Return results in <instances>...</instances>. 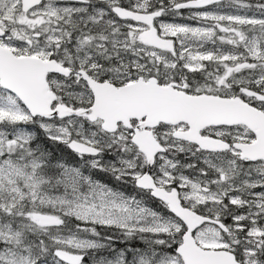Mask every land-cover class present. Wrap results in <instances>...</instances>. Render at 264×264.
I'll return each mask as SVG.
<instances>
[{
    "label": "snow or ice",
    "instance_id": "snow-or-ice-1",
    "mask_svg": "<svg viewBox=\"0 0 264 264\" xmlns=\"http://www.w3.org/2000/svg\"><path fill=\"white\" fill-rule=\"evenodd\" d=\"M0 264H264V0H0Z\"/></svg>",
    "mask_w": 264,
    "mask_h": 264
}]
</instances>
